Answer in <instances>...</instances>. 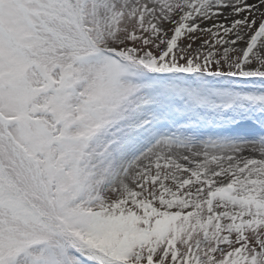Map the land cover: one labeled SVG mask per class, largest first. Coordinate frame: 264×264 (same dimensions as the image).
Listing matches in <instances>:
<instances>
[{
  "label": "snow or ice",
  "instance_id": "1",
  "mask_svg": "<svg viewBox=\"0 0 264 264\" xmlns=\"http://www.w3.org/2000/svg\"><path fill=\"white\" fill-rule=\"evenodd\" d=\"M0 264H264V0H0Z\"/></svg>",
  "mask_w": 264,
  "mask_h": 264
}]
</instances>
